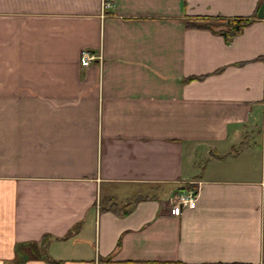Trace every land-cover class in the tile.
Instances as JSON below:
<instances>
[{
	"label": "crops",
	"instance_id": "1",
	"mask_svg": "<svg viewBox=\"0 0 264 264\" xmlns=\"http://www.w3.org/2000/svg\"><path fill=\"white\" fill-rule=\"evenodd\" d=\"M45 235L60 264H264V0H0V264Z\"/></svg>",
	"mask_w": 264,
	"mask_h": 264
},
{
	"label": "built area",
	"instance_id": "2",
	"mask_svg": "<svg viewBox=\"0 0 264 264\" xmlns=\"http://www.w3.org/2000/svg\"><path fill=\"white\" fill-rule=\"evenodd\" d=\"M109 4H106L108 6ZM96 56L89 52L88 50L83 51V65H88L89 62L92 59H95ZM198 197L197 192L195 191H190V192H185V193H179L175 196L173 199V203L171 206V212L172 214H178L181 212L183 207L185 206H192L194 205L196 199Z\"/></svg>",
	"mask_w": 264,
	"mask_h": 264
},
{
	"label": "trees",
	"instance_id": "3",
	"mask_svg": "<svg viewBox=\"0 0 264 264\" xmlns=\"http://www.w3.org/2000/svg\"><path fill=\"white\" fill-rule=\"evenodd\" d=\"M249 21H250V19L248 20V19H243V20H238V21H236V22H234L233 23V25H234V29L235 30H241L246 24H248L249 23ZM185 189V187H180L179 188V190H184ZM107 199H105V200H101V208H104V207H107V205H106V203H105V201H106ZM83 222V221H82ZM82 222H79L78 224H76L72 229H71V231H70V233H72V232H76V231H78L79 229H80V227H81V223ZM51 236H49V235H45L44 237H43V239L40 241V243H38V242H33V243H29L28 245L29 246H33L32 248L33 249H36L35 251H37V249L39 248L38 246V244H45V247L44 248H46L47 249V243H48V240L49 239H51L50 238ZM37 245V246H36ZM39 251V250H38ZM44 252H45V249H44ZM48 258H47V260H48V263L49 264H60L57 260H55V259H53V258H51L50 256H47Z\"/></svg>",
	"mask_w": 264,
	"mask_h": 264
},
{
	"label": "rangeland",
	"instance_id": "4",
	"mask_svg": "<svg viewBox=\"0 0 264 264\" xmlns=\"http://www.w3.org/2000/svg\"><path fill=\"white\" fill-rule=\"evenodd\" d=\"M27 252H29V251H27ZM38 253L36 254V256L39 254V252H41L42 253V255H48L49 256V254H51L50 252H48V251H46V253L44 252V249H41L40 251H37Z\"/></svg>",
	"mask_w": 264,
	"mask_h": 264
}]
</instances>
